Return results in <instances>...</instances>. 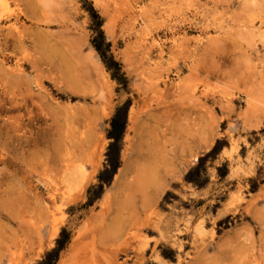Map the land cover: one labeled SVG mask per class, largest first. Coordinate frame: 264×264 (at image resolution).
<instances>
[{
	"label": "rangeland",
	"instance_id": "obj_1",
	"mask_svg": "<svg viewBox=\"0 0 264 264\" xmlns=\"http://www.w3.org/2000/svg\"><path fill=\"white\" fill-rule=\"evenodd\" d=\"M31 237L264 264V0H0V264Z\"/></svg>",
	"mask_w": 264,
	"mask_h": 264
},
{
	"label": "bare ground",
	"instance_id": "obj_2",
	"mask_svg": "<svg viewBox=\"0 0 264 264\" xmlns=\"http://www.w3.org/2000/svg\"><path fill=\"white\" fill-rule=\"evenodd\" d=\"M17 17H18V16H17ZM16 23H17V22L14 21L11 25H12L14 28H18V27L16 26ZM8 27H9V26H7V28H8ZM15 30H16V29H15ZM7 31H9V29H8ZM3 37H4V36H3ZM4 44H5V43H4ZM63 64H65V63H63ZM63 64H62V65H63ZM69 65H70V64H69ZM69 65H68V63H67L66 66H68V68H69ZM63 67H65V66L63 65ZM70 67H71V66H70ZM60 68H61V67H60ZM65 68H66V67H65ZM62 69H63V68H62ZM66 69H67V68H66ZM70 69H71V68H70ZM70 69H69V71H66V73H68V75L70 74ZM67 70H68V69H67ZM61 74H62V72H61ZM66 76H67V75H66ZM55 78H56V77H55ZM57 78H58V76H57ZM61 78H62V77H61ZM65 80H66V79H65ZM57 81H58V80H57ZM63 82H64V81H63ZM64 83H65V82H64ZM57 84H58V83H57ZM68 87H69V86H68ZM56 89H57V88H56ZM68 89H69V88H68ZM75 91H76V90H75ZM68 92H69V91H68ZM147 155H148V154H147ZM148 156H151V155H148ZM231 157H232V156H231ZM234 157H235V156H234ZM234 157H232V158H234ZM150 159H151V158L148 157V160H149V161H150ZM235 159H236V158H235ZM237 159H238V158H237ZM237 159H236V160H237ZM157 160H158V159H157ZM233 160H234V159H233ZM149 161H148V162H149ZM154 161H155V160H154ZM158 161H159V160H158ZM152 162H153V161H152ZM156 162H157V161H156ZM156 162H155V163H156ZM153 163H154V162H153ZM157 163H158V162H157ZM161 163H162V162H161ZM149 165H150V164H149ZM152 165H153V164H152ZM152 165H150V166H152ZM154 165H155V164H154ZM161 166H162V165H161ZM145 167H147V166H144V168H145ZM153 167H154V166H153ZM150 168H152V167H150ZM162 168H163V167H162ZM153 169H154V168H153ZM157 169H158V168H157ZM157 169H155V170H157ZM81 170H82V169H81ZM165 170H166V169H165ZM149 171H151V169H150ZM145 172H146V171H145ZM153 172H154V171H153ZM149 173H151V172H149ZM164 173H165V171H164ZM151 174H152V173H151ZM166 174H168V173L166 172ZM146 175H147V177H144V176H143L144 179L146 178V179H145L146 181H147V179H148V176H149V179H150V180H153V181H154V178H155L156 181H160L159 179H157L156 176H153V178H151L150 175H148V174H146ZM153 175H156V174L154 173ZM59 177H60V176H59ZM165 177H166V176H165ZM65 178H66V177H65ZM52 179H53V178H52ZM60 179H61V178H60ZM73 179H74V178H73ZM149 179H148V180H149ZM65 180H66V179H65ZM150 180H149V181H150ZM51 181H52V180H51ZM146 181H145V182H146ZM163 181H164V180H163ZM54 182H55V181H54ZM143 182H144V181H143ZM150 182H151V181H150ZM150 182H148V183H150ZM69 183H70V182H69ZM69 183H68V184H69ZM153 184H156V183L153 182ZM162 184H163V183H162ZM141 185L143 186V183H142ZM141 185H140V186H141ZM144 185H145V183H144ZM149 185H151V184H149ZM149 185H147V186H149ZM151 186H152V185H151ZM143 188H145V187H143ZM149 188H150V187H149ZM46 191H47V189H46ZM64 191H65V190H64ZM145 193H146V192H145ZM61 194H62V193H61ZM63 196H64V195H63ZM145 196H146V195H145ZM133 198H134V197H133ZM142 201H143V200H141V202H142ZM146 202H147V201H146ZM148 202H149V201H148ZM46 208H47V207H46ZM226 210H227V209H225V211H226ZM50 214H51V212H50ZM161 215H162V214H161ZM51 216L53 217V215H51ZM159 217H160V216H159ZM157 218H158V217H157ZM146 219H148V218H146ZM186 219H187V218H186ZM154 220L157 221V219H154ZM134 221H135V220H134ZM140 221H141V219H140ZM135 222H136V221H135ZM135 222H134V224H135ZM145 222H146V221H145ZM165 222H168V221H165ZM183 222H184V221H183ZM46 223H47V222H46ZM140 223H141V222H140ZM156 223H157V222H156ZM50 224H52V223H50ZM134 224H133V225H134ZM152 224H153V222L151 223V226H152ZM185 224H186V223H185ZM138 225H139V224H138ZM196 225H197V224H196ZM201 225H202V223H201ZM130 226H132V225H130ZM194 226H195V225H194ZM192 227H193V226H192ZM37 228H38V227H37ZM48 228H49V227H48ZM129 228H130V227H129ZM58 230H59V229L56 227V225L53 226L52 229H51V231L49 230L50 233H51V236H55V235H57L56 233L58 232ZM186 230H187V229H186ZM188 230H189V229H188ZM129 231H132V230L130 229ZM125 232H126V231H125ZM125 232H124V233H125ZM133 232H134V231H133ZM34 233H35V231H34ZM50 233H49V234H50ZM58 233H59V232H58ZM176 233H177V232H176ZM191 233H192V232H191ZM133 234H134V233H133ZM133 234H132V237L135 236V234H134V235H133ZM160 234H161V233H160ZM125 235L128 236L129 234L127 235V233H125ZM125 235H124V237H123L124 239H125ZM192 235H193V233H192ZM34 236H35V235H34ZM34 236H33V237H34ZM36 236H37V235H36ZM36 236L34 237V239L37 238ZM198 236H199V233H198ZM121 237H122V236H121ZM26 238H28V237H26ZM31 238H32V237H31ZM48 238H49V237H48ZM50 238H51V237H50ZM73 238H74V237H73ZM123 238H122V240H123ZM19 239H20V238H19ZM28 239H30V238H28ZM71 239H72V238H71ZM12 241H13V240H12ZM19 241H21V240H19ZM30 241H33V243L30 242ZM27 242H28V243H27ZM27 242H24V243L21 242L22 244L19 245L20 248H19V246H18V250H17V264H30V261L32 260V256H35V254L38 255V252H34V248L32 247V246L34 245V240H33V238H32L31 240H28ZM42 242H43V241H42ZM44 242H46V241L44 240ZM75 242H76V241H75ZM75 242H73V243H75ZM79 242H80V241H79ZM122 242H123V241H122ZM9 243H10V242H9ZM9 243H8V244H9ZM19 243H20V242H19ZM35 243H36V242H35ZM48 243H49V242H48ZM51 243H52V241H51ZM120 243H121V241H120ZM125 243H126V242H125ZM127 243H128V242H127ZM78 244H79V243H78ZM52 245H53V244H52ZM74 245H76V244H74ZM74 245H73V246H74ZM79 245H80V244H79ZM79 245H78V247H80ZM82 245H83V244H82ZM84 245H86V244H84ZM110 245H111V243H110ZM112 245H113V244H112ZM116 245H117V244H116ZM126 245H127V244H126ZM50 246H51V245H50ZM73 246L71 245L70 247L72 248ZM90 246H91V245H90ZM114 246H115V244H114ZM117 246H119V245H117ZM13 247H14V245H13ZM82 247H83V246H82ZM82 247H81V248H82ZM83 248H84V247H83ZM91 248H92V247H91ZM93 248H94V247H93ZM40 249H41V247H40ZM76 249H77V248H75V250H76ZM35 250H36V249H35ZM71 250H72V249H71ZM75 250H74V248H73V250L71 251V252H73V254H72L70 251L67 252V253H70V254H67V255H69V256L72 255V258H73V255H74V256L76 255V256L73 258L74 260L71 258V256H70V257H67V256H66V257L68 258V259H67V258H66V259H67V260H70V261L72 262V263L70 262L71 264H91L93 261H97V259L94 260L96 257H93L92 254H91V252H92L93 254H96V253H95V250H94V252H93L92 249H91V252H89V254L94 258V259L92 258V260H91V258H88V259H90V261H92V262H90L88 259H86V257H87L88 254L85 253V254H86V255H84L85 258L83 257V254H82V256L78 257L79 255H81V254H80L81 252L78 254V250H79V248H78V249H77V254H74V253H76V252H74ZM81 250H82V249H81ZM82 251H83V250H82ZM122 251H123V250H122ZM2 252H3V250H2ZM83 252H87V251L84 250ZM138 252H139V251H138ZM104 253H105V251H104ZM2 254H3V253H2ZM12 254H13V252H12ZM12 254H11V255H12ZM102 254H103V253L100 252V255H102ZM37 255H36V256H37ZM104 255L106 256V254H104ZM109 255H110V254H109ZM117 255H118V253L115 252V251H113V258H112V260L110 259V260H111L110 264H128V262H127L126 259H124V260L121 261V262H118V260H117L116 257H118V256H120V255H118V256H117ZM12 256H13V255H12ZM15 256H16V255H15ZM41 256H42V255H41ZM91 256L88 255V257H91ZM102 257H103V256H102ZM142 257H143V253L134 254V258H135V261H136V262H138L139 259H142ZM7 258H8V257H7ZM37 258H38V257H37ZM43 258H44V257H43ZM70 258H71V259H70ZM120 258H121V257H120ZM123 258H124V256H123ZM123 258H122V259H123ZM127 258H128V256H127ZM15 259H16V258H15ZM61 259H62V258H61ZM132 259H133V258H132ZM13 260H14V259H13ZM72 260H73L74 262H73ZM104 260H105V259H104ZM64 261H65V260H63V262H64ZM106 261H108V260H106ZM10 262H11V260H10L8 263H10ZM15 262H16V261H15ZM97 262H98V263L93 262V264H104V263H105V264H109V263H106V262H104V261H102V263H100L99 260H98ZM103 262H104V263H103ZM132 262H134V260H133ZM136 262H135V263H136ZM5 263H6V262H5ZM8 263H7V264H8ZM13 263H14V262H13ZM34 263H35V262H34ZM34 263H32V264H34ZM64 263H66V262H64ZM68 263H69V261H68L66 264H68ZM70 263H69V264H70ZM10 264H11V263H10ZM15 264H16V263H15ZM61 264H62V261H61ZM132 264H133V263H132ZM139 264H140V262H139Z\"/></svg>",
	"mask_w": 264,
	"mask_h": 264
},
{
	"label": "trees",
	"instance_id": "obj_3",
	"mask_svg": "<svg viewBox=\"0 0 264 264\" xmlns=\"http://www.w3.org/2000/svg\"><path fill=\"white\" fill-rule=\"evenodd\" d=\"M96 49H98V47L96 46ZM118 115H119V111L115 114L114 118L111 121V131L109 133V137L112 138L114 140V142L118 141L120 134L123 131V127H124V123L120 124L119 120H118ZM116 168V165H113L112 169H111V173L114 172V169ZM187 181H192L189 179V177H186ZM57 243L59 244V249H60V242L59 240L57 241ZM53 252L48 253L46 256V260L43 262H41L40 264H46L49 260L55 259L56 257V253L57 251H55V254L52 255Z\"/></svg>",
	"mask_w": 264,
	"mask_h": 264
}]
</instances>
